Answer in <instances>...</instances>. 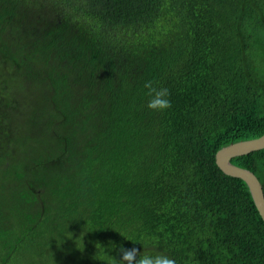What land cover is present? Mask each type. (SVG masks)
<instances>
[{
	"label": "trees",
	"instance_id": "1",
	"mask_svg": "<svg viewBox=\"0 0 264 264\" xmlns=\"http://www.w3.org/2000/svg\"><path fill=\"white\" fill-rule=\"evenodd\" d=\"M263 134L264 0H0V264H264Z\"/></svg>",
	"mask_w": 264,
	"mask_h": 264
},
{
	"label": "clouds",
	"instance_id": "2",
	"mask_svg": "<svg viewBox=\"0 0 264 264\" xmlns=\"http://www.w3.org/2000/svg\"><path fill=\"white\" fill-rule=\"evenodd\" d=\"M144 87L148 89L147 108L149 110L153 112H165L171 108V94L168 88L154 87L152 81H146ZM118 233L123 236L126 240L130 241L120 232ZM79 238H81V236ZM68 239H72V234L71 238ZM97 246H99V248H97ZM96 248L97 252L103 254L104 258L108 261V264H177L176 259L170 256L167 252L153 250L151 248L143 247V251H141L136 247L125 248L123 244L117 245L115 242L111 241L108 243L107 246L97 243Z\"/></svg>",
	"mask_w": 264,
	"mask_h": 264
},
{
	"label": "water",
	"instance_id": "3",
	"mask_svg": "<svg viewBox=\"0 0 264 264\" xmlns=\"http://www.w3.org/2000/svg\"><path fill=\"white\" fill-rule=\"evenodd\" d=\"M264 150V134L258 139L231 144L216 154V164L224 174L243 180L249 187L254 204L264 221V189L257 176L250 170L240 168L232 163L237 157Z\"/></svg>",
	"mask_w": 264,
	"mask_h": 264
}]
</instances>
